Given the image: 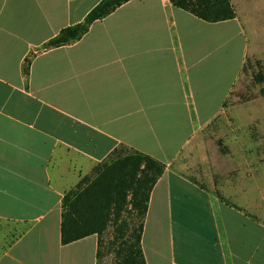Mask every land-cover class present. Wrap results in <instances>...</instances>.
I'll use <instances>...</instances> for the list:
<instances>
[{
    "label": "crops",
    "instance_id": "0c3cea01",
    "mask_svg": "<svg viewBox=\"0 0 264 264\" xmlns=\"http://www.w3.org/2000/svg\"><path fill=\"white\" fill-rule=\"evenodd\" d=\"M101 1L0 0V232L15 234L0 264H98L97 236L62 244L63 199L121 146L166 165L144 223L147 264H264V224L177 168L239 78L244 0L216 24L131 0L80 41L42 49Z\"/></svg>",
    "mask_w": 264,
    "mask_h": 264
},
{
    "label": "trees",
    "instance_id": "16d2710c",
    "mask_svg": "<svg viewBox=\"0 0 264 264\" xmlns=\"http://www.w3.org/2000/svg\"><path fill=\"white\" fill-rule=\"evenodd\" d=\"M131 0H102L77 25L67 27L43 46L60 48L80 41L96 21L105 19ZM179 9L207 23L234 20L236 9L231 0H170ZM245 65L243 72L249 69ZM256 84H264V63L257 64ZM30 58L24 65L29 74ZM166 165L140 151L121 146L109 159L98 165L93 174L65 194L61 240L68 245L90 236L98 237V264L105 245L104 234L113 228L109 249L112 264H147L142 248L145 218L151 193L163 176Z\"/></svg>",
    "mask_w": 264,
    "mask_h": 264
},
{
    "label": "rangeland",
    "instance_id": "374dc122",
    "mask_svg": "<svg viewBox=\"0 0 264 264\" xmlns=\"http://www.w3.org/2000/svg\"><path fill=\"white\" fill-rule=\"evenodd\" d=\"M237 7L240 19L245 18L247 37L239 78L222 112L195 135L179 157L177 168L264 224V84L254 80L259 73L257 64L264 63V0H244ZM248 64L249 69L243 72ZM14 235L6 239L0 232V247ZM112 238L113 228L109 227L103 236L100 264L113 263Z\"/></svg>",
    "mask_w": 264,
    "mask_h": 264
}]
</instances>
